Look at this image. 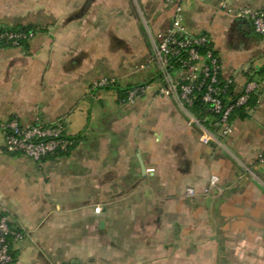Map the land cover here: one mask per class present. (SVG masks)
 <instances>
[{"label":"crops","instance_id":"0c3cea01","mask_svg":"<svg viewBox=\"0 0 264 264\" xmlns=\"http://www.w3.org/2000/svg\"><path fill=\"white\" fill-rule=\"evenodd\" d=\"M220 2L264 0L185 2L183 26L209 38L231 97L250 93L226 138L192 124L180 70L163 78L176 3L0 0L1 27L38 31L27 50L0 49V149L14 119L61 120L75 140L40 163L0 155V211L24 234L14 264H264V37ZM103 78L117 86L94 89Z\"/></svg>","mask_w":264,"mask_h":264},{"label":"built area","instance_id":"2783aa9c","mask_svg":"<svg viewBox=\"0 0 264 264\" xmlns=\"http://www.w3.org/2000/svg\"><path fill=\"white\" fill-rule=\"evenodd\" d=\"M192 0H166L171 5L176 3L173 29L162 37L158 46V57L161 61L162 75L165 81L171 83L173 71L180 70L182 74L176 83H171L173 90L177 91L183 104L190 109L197 100V94L202 93L200 100L208 106L207 113L211 115L209 125L196 119L193 125L213 130L214 133L226 138L233 133L232 118L237 109L247 105L250 93L247 92L234 100L223 88L221 81V62L215 57L213 51L204 53L201 48L210 44L206 35H190L182 23V14L185 2ZM207 2V0H198ZM221 9L230 15L249 22L255 33L264 37V11L244 7L234 9L225 2H220ZM36 36L35 32L15 30V28L0 26V46L7 48H22L24 42H30ZM117 83L113 79L103 78L97 81L94 89L115 88ZM145 92V87H135L127 92L126 103L134 104L139 96ZM5 143L0 149V155H22L30 160L40 163L49 157L69 153L75 145V140L67 134L63 121L51 124L37 123L23 126L18 120L9 121L3 127ZM208 144L209 138L203 137ZM264 161V154L260 155ZM219 178H211V186L215 187ZM193 195V190H188ZM100 210H96L98 212ZM24 234L17 231L11 224L7 213L0 211V264H14L13 245L20 242Z\"/></svg>","mask_w":264,"mask_h":264},{"label":"trees","instance_id":"16d2710c","mask_svg":"<svg viewBox=\"0 0 264 264\" xmlns=\"http://www.w3.org/2000/svg\"><path fill=\"white\" fill-rule=\"evenodd\" d=\"M15 30L27 31V32L32 31V32H35L36 34H37V32H38V31H37L36 29H34L33 27H17V28H15ZM22 47H24V48L27 50V49L29 48V43H28V42H24V43L22 44ZM3 48H7V47H5V46H0V49H3ZM208 50L213 51L214 56L218 58V55H217V53L213 50L211 44L207 45V47H204V48H201V49H200V51H201L202 53H204V52H206V51H208ZM221 81H222V80H221ZM221 86H222L223 88L227 89V93H228V95L231 96V94H230V88H227L223 83H222ZM118 90H119V93H120L121 95H123V94L125 93V91H124L123 89H118ZM201 94H202V93H198V94H197V100L195 101L194 105L190 108V110H191L192 114H193L198 120H201V121L204 122V125H209V123H210V119H211L212 117H211V115H210L209 113H207L208 106H206V105H205L204 103H202L201 100H200V97H201L200 95H201ZM233 99L236 100L237 98H233ZM247 105H248V104H247ZM247 105H245V106H243V107L237 109V110L235 111L234 115H236L237 113H241V116H242V117H246V115L243 114V113H244L243 111L245 110V108H246ZM209 118H210V119H209ZM13 256H14V259H15V258H16V255H15L14 251H13Z\"/></svg>","mask_w":264,"mask_h":264},{"label":"rangeland","instance_id":"374dc122","mask_svg":"<svg viewBox=\"0 0 264 264\" xmlns=\"http://www.w3.org/2000/svg\"><path fill=\"white\" fill-rule=\"evenodd\" d=\"M69 264V263H68Z\"/></svg>","mask_w":264,"mask_h":264}]
</instances>
